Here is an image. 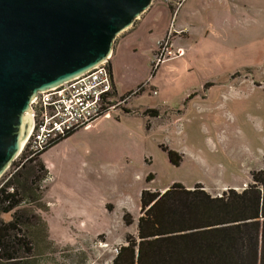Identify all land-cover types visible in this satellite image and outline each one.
Segmentation results:
<instances>
[{
    "label": "rangeland",
    "instance_id": "obj_1",
    "mask_svg": "<svg viewBox=\"0 0 264 264\" xmlns=\"http://www.w3.org/2000/svg\"><path fill=\"white\" fill-rule=\"evenodd\" d=\"M197 1L183 3L178 13L170 5L169 31L147 40L152 47L172 32L171 54L162 63L148 64V75L139 69L119 74V93L107 114L116 123L85 129L40 157L53 167L52 173L46 168L49 175L39 187L44 199L16 209L44 222L21 227L34 247L29 264H113L114 249L126 246L129 235L138 238L144 190L200 184L222 196L228 189L242 192L252 183V173L264 167V0H242L245 5ZM165 5L153 0L150 8ZM188 7L198 13L185 21L190 38L182 41L186 34L179 26ZM139 18L118 43L135 32ZM158 49L141 51L143 65L158 57ZM137 83L131 94L122 93ZM127 109L134 114L124 115ZM165 149L181 156L180 164L173 165ZM87 182L100 199L92 204L81 199L84 193L72 195ZM125 214L132 225L124 222ZM1 218L9 223L13 213Z\"/></svg>",
    "mask_w": 264,
    "mask_h": 264
},
{
    "label": "trees",
    "instance_id": "obj_2",
    "mask_svg": "<svg viewBox=\"0 0 264 264\" xmlns=\"http://www.w3.org/2000/svg\"><path fill=\"white\" fill-rule=\"evenodd\" d=\"M116 95L115 91L108 104ZM73 134L24 163L0 190V264H29L34 247L21 227L44 222L16 209L43 201L39 187L49 173L40 157ZM165 150L173 165L180 164L181 156ZM252 180L242 192L228 189L222 196L208 193L200 184L187 189L176 183L164 193L144 190L138 238L127 237L128 244L113 264H264V167L252 173ZM11 187L15 192L7 193ZM6 213H13L9 223L1 218ZM123 218L127 226L133 224L130 214Z\"/></svg>",
    "mask_w": 264,
    "mask_h": 264
},
{
    "label": "water",
    "instance_id": "obj_3",
    "mask_svg": "<svg viewBox=\"0 0 264 264\" xmlns=\"http://www.w3.org/2000/svg\"><path fill=\"white\" fill-rule=\"evenodd\" d=\"M153 0H0V178L27 142L39 92L109 61Z\"/></svg>",
    "mask_w": 264,
    "mask_h": 264
},
{
    "label": "built area",
    "instance_id": "obj_4",
    "mask_svg": "<svg viewBox=\"0 0 264 264\" xmlns=\"http://www.w3.org/2000/svg\"><path fill=\"white\" fill-rule=\"evenodd\" d=\"M163 1L170 4L178 13L187 0ZM171 33H168L164 40L158 41L159 53L153 64L162 63L164 56L171 54L169 48ZM182 54V50L177 51L178 56ZM112 81L109 61H105L60 86L39 92L31 101L32 111L29 116L33 121V127L17 157L18 167L5 180L0 178V190L24 163L37 158L49 144L71 132L88 129L107 115L111 109L108 104L109 97L114 91ZM13 192L15 189L11 187L7 193ZM120 250V247L114 249L116 256Z\"/></svg>",
    "mask_w": 264,
    "mask_h": 264
},
{
    "label": "crops",
    "instance_id": "obj_5",
    "mask_svg": "<svg viewBox=\"0 0 264 264\" xmlns=\"http://www.w3.org/2000/svg\"><path fill=\"white\" fill-rule=\"evenodd\" d=\"M190 0L186 1L184 4H186L187 2H189ZM214 1H217V0H201V1H197L198 2H214ZM218 1H222L225 2L226 0H218ZM228 1V2H227ZM226 2L227 3H230V4H241V5H245V1H242V0H227ZM230 1V2H229ZM164 2V1H163ZM165 3V2H164ZM203 3V4H204ZM167 4V3H165ZM231 5V6H232ZM166 7H160V6H157V7H153V8H149L148 12L149 14L146 16L145 14L143 16H141L139 19H140V23L138 24L137 28L135 29V32H133L131 34L130 37L132 38H124L122 39L121 41H116V45H115V48H114V52H113V55L111 56V59H110V66H109V70H110V73H111V76H112V83H113V87H114V90L119 93V81H120V76L119 74L122 73L126 76V73H129L131 71H133L134 69L137 71L139 69L140 70H144V72L148 75V67H146L148 64H151L152 65V62H153V55L151 57L148 58L147 62L145 65H143V59H142V54H141V51H144L146 49V51L148 49H155V47H157L158 45V41L156 42V45H153L152 47L149 46L147 44V40L150 39L151 37H162L165 33H167L169 31V24H170V21H171V17L173 16V10L172 8L170 7V4H167L165 5ZM184 8V6H183ZM193 9L188 7L187 10H186V15L184 16L186 19H183V21L181 22L180 26H179V33L183 34L185 33L186 35H184V39H182V41H186L190 38L189 34H190V29L188 27V24L187 22H185L186 20L188 21V19L191 17V14L195 15L196 13H198V10L197 8L194 9L193 13L190 11ZM157 19H159V21L162 20V24L159 26L157 24ZM137 24V22H136ZM161 35V36H160ZM180 37V34H178ZM158 37L156 39H158ZM143 39V40H142ZM118 40V39H117ZM144 49V50H143ZM182 49V48H181ZM144 51V52H146ZM152 53L154 51H151ZM147 59V58H146ZM150 65V66H151ZM121 74V75H122ZM141 83V81L139 82ZM135 84V85H132L131 87H129L128 89L124 90V92H122L123 94H128L130 93L136 86H138V84ZM121 94V95H123ZM130 108V107H129ZM133 109H127V113L124 114V115H130V114H134V113H131ZM130 112V113H129ZM118 119V121H121V116L116 118ZM104 121H113L115 122V120H113L112 117H109L108 115H105L104 118L100 119L99 121H97L94 126L90 129H87V131L89 130H93V129H96L98 126L100 127V125L102 124V122ZM116 123V122H115ZM85 129L84 130H81L79 132H76L75 134H73L71 137L75 136V135H78L80 133H85L87 132ZM69 137V138H71ZM68 138V139H69ZM56 146H59L58 144H56L54 147ZM77 154L75 153L74 154V158H76ZM44 159V156H42V160ZM77 159V158H76ZM79 159H82V162L83 161V156L80 155ZM46 168L49 169L50 173H52L51 170H53V167L51 166H48L47 164L45 165ZM83 169H84V172H85V168L83 166ZM86 175V174H85ZM52 184V183H51ZM50 184V188L51 187H56L55 183L53 185ZM83 185V183H81ZM89 186H91L89 188ZM78 188V184L76 186ZM84 187H87V189H85ZM80 186V188L78 189H75L74 193L72 194L73 195V198L75 197H79L82 193H84V195L86 196L85 198H83V196L81 195V199H83L86 204L87 202L91 204L93 202H96L97 200H100L97 198V194L98 193H95L93 190V183L90 185L88 182L86 183V186ZM49 188V189H50ZM52 188V191H54V189ZM169 187L161 190L162 193L165 192V190H167ZM80 190V192L78 191ZM81 193V194H80ZM46 198H47V195H46ZM80 199V198H79ZM48 201H50L48 199ZM52 203V202H50ZM89 207H91L89 205ZM87 207V210L91 209ZM86 211V209L83 210V212Z\"/></svg>",
    "mask_w": 264,
    "mask_h": 264
},
{
    "label": "bare ground",
    "instance_id": "obj_6",
    "mask_svg": "<svg viewBox=\"0 0 264 264\" xmlns=\"http://www.w3.org/2000/svg\"><path fill=\"white\" fill-rule=\"evenodd\" d=\"M28 117H29V119H30V121H31L32 119H31V117L29 116V114H28ZM25 144H26V143H25ZM23 145H24V143H23Z\"/></svg>",
    "mask_w": 264,
    "mask_h": 264
}]
</instances>
